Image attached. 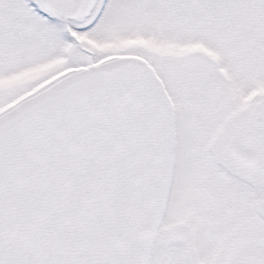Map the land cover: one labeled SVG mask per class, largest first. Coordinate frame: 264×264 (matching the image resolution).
I'll use <instances>...</instances> for the list:
<instances>
[{
	"label": "snow or ice",
	"instance_id": "1",
	"mask_svg": "<svg viewBox=\"0 0 264 264\" xmlns=\"http://www.w3.org/2000/svg\"><path fill=\"white\" fill-rule=\"evenodd\" d=\"M0 264H264V0H0Z\"/></svg>",
	"mask_w": 264,
	"mask_h": 264
}]
</instances>
